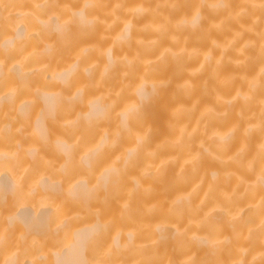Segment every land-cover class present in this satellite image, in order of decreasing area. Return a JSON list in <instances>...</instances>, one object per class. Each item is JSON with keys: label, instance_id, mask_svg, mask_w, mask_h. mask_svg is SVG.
Wrapping results in <instances>:
<instances>
[{"label": "bare ground", "instance_id": "bare-ground-1", "mask_svg": "<svg viewBox=\"0 0 264 264\" xmlns=\"http://www.w3.org/2000/svg\"><path fill=\"white\" fill-rule=\"evenodd\" d=\"M0 264H264V0H0Z\"/></svg>", "mask_w": 264, "mask_h": 264}]
</instances>
